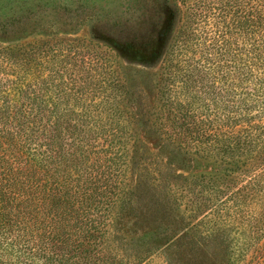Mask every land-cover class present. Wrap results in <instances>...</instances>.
<instances>
[{
	"label": "trees",
	"instance_id": "16d2710c",
	"mask_svg": "<svg viewBox=\"0 0 264 264\" xmlns=\"http://www.w3.org/2000/svg\"><path fill=\"white\" fill-rule=\"evenodd\" d=\"M221 3L225 33L205 60L183 54L173 66L170 59L156 108L155 126L169 145L196 148L217 159L222 172L245 179L225 194L217 184L235 180L200 176L214 178L209 188L201 184L208 190L182 196L196 213L256 202L264 185V0ZM204 8L214 9L197 6V15ZM41 55L24 45L0 46V264H11L13 249L58 264L99 256L112 209L132 203L122 197L129 161L142 175H156L143 179L165 200L192 184L141 144L133 126L142 112L131 86L112 72L101 77L102 66H82L95 76L78 83L38 61ZM152 247L138 252L137 263Z\"/></svg>",
	"mask_w": 264,
	"mask_h": 264
},
{
	"label": "rangeland",
	"instance_id": "374dc122",
	"mask_svg": "<svg viewBox=\"0 0 264 264\" xmlns=\"http://www.w3.org/2000/svg\"><path fill=\"white\" fill-rule=\"evenodd\" d=\"M223 1L0 0V46L38 50L42 54L38 61L56 65L64 75L73 74L78 83L95 76L82 66H102L97 71L101 77L107 73L111 79L110 72L115 74L131 86L137 112H142L133 126L141 144L158 155L172 174L192 179L190 186L186 184L188 192L174 190L165 200L147 185L156 175H142L141 168L129 161L123 184L127 192L122 197L132 203L112 209L114 222L107 228L103 252L78 264H264V185L253 197L256 202L225 211H192L182 196L204 194L208 189L201 184L209 188L214 179L200 176L235 180L233 185L217 184L225 194L239 190L245 179L231 169L222 172L217 159L196 148L169 145L155 126L160 122L157 101L170 59L174 66L183 54L194 55V60L207 58L206 49L225 33L220 16ZM207 4L214 9L204 8L197 15V6ZM171 95L173 101L178 98ZM151 244V253L137 263L138 252ZM8 259L11 264H58L47 263L28 249L24 254L13 249Z\"/></svg>",
	"mask_w": 264,
	"mask_h": 264
}]
</instances>
